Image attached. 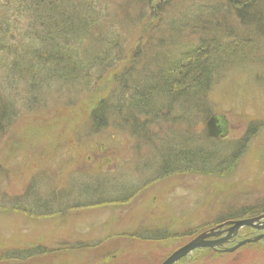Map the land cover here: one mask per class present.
<instances>
[{"label":"rangeland","instance_id":"374dc122","mask_svg":"<svg viewBox=\"0 0 264 264\" xmlns=\"http://www.w3.org/2000/svg\"><path fill=\"white\" fill-rule=\"evenodd\" d=\"M188 8L173 2L165 15L184 17L191 13L184 12ZM117 18L102 21L108 32L102 36L109 37L112 26L120 44L135 52L139 17ZM185 46L172 40L164 48L179 53ZM93 48L85 46L83 57ZM110 78L109 73L99 84V94L92 96L95 103L107 93ZM43 85L34 92L40 101L0 140V167L5 169L0 171V205L56 212L32 218L17 210L0 211V264H162L176 249L220 223L264 214V68L257 63L228 68L209 91L206 108L225 116L227 133L208 139L202 119L189 128L187 146H196L201 154L209 148V161H196L199 170L166 176L159 140L170 137V128L187 133L181 125L151 126L153 146L137 147L114 122L98 134L90 131L93 99L80 103L85 93L80 85ZM17 97L19 103L26 98ZM251 126L257 130L246 137ZM238 145L242 151L234 166L222 171L232 164ZM250 208L260 213L238 216ZM263 232L243 226L219 248L195 247L171 264H264V237L221 250ZM219 235L225 233L208 238L217 240ZM26 250L31 252L28 257L23 256Z\"/></svg>","mask_w":264,"mask_h":264},{"label":"trees","instance_id":"16d2710c","mask_svg":"<svg viewBox=\"0 0 264 264\" xmlns=\"http://www.w3.org/2000/svg\"><path fill=\"white\" fill-rule=\"evenodd\" d=\"M152 1L0 0V92L4 93H0V140L24 111L40 101L34 92L43 84L47 86L43 89L55 83L62 88L80 85L85 90L80 103L93 99L89 111L93 134L114 122L136 140L137 147H151V126L162 129V125L179 124L187 133L174 127L167 132L170 137L159 140L162 174L201 169L196 161L208 162L206 155L211 150L201 147L205 149L201 154L196 146H187L189 128L200 119L205 124L213 114L206 108L207 97L228 68L246 63L264 68V0H159L156 6ZM173 2L189 5L184 12L191 13L168 18L165 14ZM111 7L115 14H111ZM117 17H139L135 52L120 44L112 26H108L109 37L102 36L108 33L101 27L102 21ZM172 40L186 46L179 53H170L164 46ZM91 45L94 48L83 57L84 47ZM120 66L119 75L115 74ZM109 73L108 91L95 103L92 96L99 94V84ZM21 96L26 98L19 103L16 97ZM256 130L257 126H251L244 135L250 137ZM240 147L232 164H226L222 171L234 166ZM22 207L4 204L0 211L17 210L32 218L56 212L43 206L49 211ZM253 209L238 216L260 213ZM45 250L39 249V253ZM23 253L31 255L30 250Z\"/></svg>","mask_w":264,"mask_h":264},{"label":"water","instance_id":"95a60500","mask_svg":"<svg viewBox=\"0 0 264 264\" xmlns=\"http://www.w3.org/2000/svg\"><path fill=\"white\" fill-rule=\"evenodd\" d=\"M226 124H227V121L223 114L219 115V114L213 113L211 117H209L204 124L206 134L211 138L212 137L214 138L222 137L223 134L227 133L228 131V127ZM224 225H226L227 228L222 230L221 227H223ZM250 225L255 230H258L261 228L264 229V214H260L257 217L227 220L224 223H220L216 226V228L209 229L203 233L196 235L193 240L184 244V246L176 249V251H174L172 255L166 258L162 264L173 263V261H175L176 259L191 252L195 247L209 246L210 248L217 249L221 245H224L228 241V238H230L231 235L235 234L239 230V228L243 226H250ZM220 233H225V235L217 238V240H211L208 238L209 236H217ZM261 237H264V232L261 233L260 235H254V236H251L250 238H245L243 240H240L239 242H236L233 246H230L228 248L226 247L221 248V250L231 251L237 248L240 244L257 241L258 239H261Z\"/></svg>","mask_w":264,"mask_h":264},{"label":"flooded vegetation","instance_id":"af4514ba","mask_svg":"<svg viewBox=\"0 0 264 264\" xmlns=\"http://www.w3.org/2000/svg\"><path fill=\"white\" fill-rule=\"evenodd\" d=\"M225 227H227V226H225ZM218 237H221V235H219Z\"/></svg>","mask_w":264,"mask_h":264}]
</instances>
